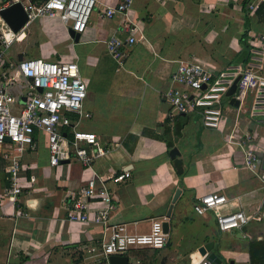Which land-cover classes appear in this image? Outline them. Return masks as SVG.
Instances as JSON below:
<instances>
[{"label":"crops","instance_id":"crops-1","mask_svg":"<svg viewBox=\"0 0 264 264\" xmlns=\"http://www.w3.org/2000/svg\"><path fill=\"white\" fill-rule=\"evenodd\" d=\"M119 1L95 0L75 43L59 22L54 26L47 21L55 18L40 17L34 28L38 41L50 46L42 57L64 54L77 65L85 96L84 113L75 127L94 133L108 150L93 160L92 169L102 177L129 171L122 181L106 182L114 204L108 224H124L127 232H145L151 220L164 217L167 223L162 249L131 247L119 255L126 257V264H190V258L200 256L197 248L211 241L220 264H264V189L242 164L239 150L225 141L231 125L239 133L256 131L263 139L264 126L242 113L234 120L228 107L217 128L202 127L195 116L168 117L169 106L159 97L177 61L195 60L215 69L242 61L238 57L246 54L245 33L264 34V7L246 13L243 0H130L125 16L99 17L103 5ZM124 18L138 30L132 34L134 42L122 67L115 69L104 41L115 31L124 35L119 32ZM231 23L236 26L224 33ZM62 42L71 53L67 48L65 53L54 49ZM172 147L178 152L179 173L168 157ZM1 168L0 161V188L5 185ZM21 170L25 177L34 176L30 190L17 197L28 218H9L4 215L8 205H0V264H100L86 250L108 231L64 217L88 171L73 158L48 166L42 132L26 149ZM175 189L179 193L171 203ZM208 191L218 192L226 201L213 211L195 214L192 204ZM235 211H242L246 222L218 231L214 213Z\"/></svg>","mask_w":264,"mask_h":264},{"label":"built area","instance_id":"built-area-1","mask_svg":"<svg viewBox=\"0 0 264 264\" xmlns=\"http://www.w3.org/2000/svg\"><path fill=\"white\" fill-rule=\"evenodd\" d=\"M13 2H20L26 21L12 32L0 17V161L5 180L0 188V205H8L4 215L12 219L28 218L27 212L19 208L17 197L30 190L34 176L23 175L21 160L26 149L32 148L34 135L42 132L48 166L57 167L63 160L73 158L88 171V177L77 187L64 215L67 221L108 231L105 238L87 248L88 253L98 258L100 264H107L108 255L124 254L131 247L162 249L166 241V233L161 228L164 217L151 220L145 232H127L124 224H108L114 204L106 182L122 181L129 176V171L120 170L102 177L92 169L93 160L108 150L94 133L75 127L84 113L81 102L85 96L76 63L22 54L17 60L19 52L12 60L8 54L11 44L24 38V28L36 18H55L66 30L82 34L95 0H0V9ZM260 5H264V0H243L246 13L257 10ZM129 6L130 0L103 5L98 15L105 19L116 13L125 16ZM124 20L119 29L124 35L115 31L104 41L115 69L122 67L134 42L132 34L138 30L136 25ZM244 43V60L220 69L195 60L177 61L159 94L169 106L167 116H195L202 127L217 128L224 109L232 107L234 120L242 113L255 124L264 126V34L247 31ZM233 82V91L227 95ZM11 87L15 88L14 92L10 91ZM230 98L236 101L235 106L229 102ZM225 141L239 150L242 164L260 180L264 189V170L259 168L257 159L258 154L264 153V139L256 131L236 132L231 125ZM225 201L218 192L208 191L197 196L191 208L195 214L202 215ZM213 220L216 229L222 232L239 228L246 217L242 211L215 212ZM204 255L194 261L190 258V264H214L205 260Z\"/></svg>","mask_w":264,"mask_h":264},{"label":"water","instance_id":"water-1","mask_svg":"<svg viewBox=\"0 0 264 264\" xmlns=\"http://www.w3.org/2000/svg\"><path fill=\"white\" fill-rule=\"evenodd\" d=\"M0 17L12 32L17 31L26 21V16L21 7L20 2H13L9 6L0 9ZM67 35L72 40V42L75 43L77 41L78 34L73 33L71 30L67 29ZM16 59L17 60L21 59V54L18 53L16 55ZM233 87H234V82L230 85L229 89L227 90L226 92L227 95H229L233 91ZM229 102L233 105H236V101L233 100V98H230ZM177 155H178V152L175 148L172 147L168 150V157L171 160L172 166L174 167L175 172L179 173L180 172V160L176 158ZM257 159L259 161V168L264 170V153L258 154ZM178 193H179V190L175 189L170 199L171 203L175 200ZM170 207L171 206L169 205L167 208L165 217L168 216ZM161 228L164 233L167 232V223L165 220L161 222ZM211 246H212V242L207 241L201 244L197 248V252L200 255L205 254L206 260L212 261L215 264H220L219 258L211 251ZM126 262H127V259L124 255H108L107 256L108 264H126Z\"/></svg>","mask_w":264,"mask_h":264},{"label":"rangeland","instance_id":"rangeland-1","mask_svg":"<svg viewBox=\"0 0 264 264\" xmlns=\"http://www.w3.org/2000/svg\"><path fill=\"white\" fill-rule=\"evenodd\" d=\"M38 20H39V18H36L31 22L27 33L25 34L24 38L21 41L11 44V46L8 50V52H9L8 54L10 55L12 60H14V55L16 52H19L20 54H22L24 56H41L45 52V50L49 49L50 46L46 43V41H44V40L38 41L39 35H37V30L34 29L36 27ZM47 21L53 23L54 26H56V24H57L56 21L58 22V20H56V19H51V20H47ZM224 23H226V22H224ZM235 26H236V24H233V23L226 25L223 28V29H225L224 33L227 34L228 31H230V29H232ZM56 39H58L57 36H56ZM65 43L66 42H62L61 45L53 46V47H54V49L64 51V53H65V49L67 48L68 49L67 52L71 53V50H70L68 44L65 45ZM240 51H242V48L240 49ZM240 53H242V52H240ZM60 55H61V57H55V59L66 60L64 54H60ZM223 61H228V59L226 58V60H225V58H223ZM217 67H220V66H217Z\"/></svg>","mask_w":264,"mask_h":264},{"label":"trees","instance_id":"trees-1","mask_svg":"<svg viewBox=\"0 0 264 264\" xmlns=\"http://www.w3.org/2000/svg\"><path fill=\"white\" fill-rule=\"evenodd\" d=\"M260 7H264V5H260ZM260 7H259V8H260ZM244 58H245L244 53L241 54L240 57H238V59H239V60H242V61L244 60ZM169 145H170L169 142H167V146H169Z\"/></svg>","mask_w":264,"mask_h":264}]
</instances>
